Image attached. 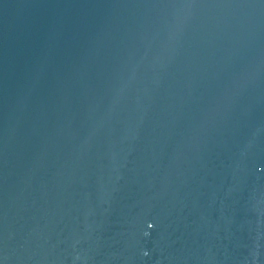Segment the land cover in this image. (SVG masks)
Instances as JSON below:
<instances>
[{"label": "water", "instance_id": "1", "mask_svg": "<svg viewBox=\"0 0 264 264\" xmlns=\"http://www.w3.org/2000/svg\"><path fill=\"white\" fill-rule=\"evenodd\" d=\"M0 204L264 264V0H0Z\"/></svg>", "mask_w": 264, "mask_h": 264}]
</instances>
